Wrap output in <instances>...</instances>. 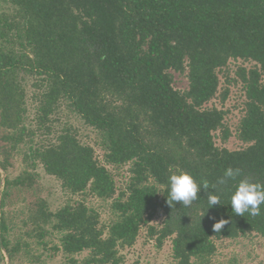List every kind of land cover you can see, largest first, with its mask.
Masks as SVG:
<instances>
[{
    "label": "trees",
    "instance_id": "obj_1",
    "mask_svg": "<svg viewBox=\"0 0 264 264\" xmlns=\"http://www.w3.org/2000/svg\"><path fill=\"white\" fill-rule=\"evenodd\" d=\"M4 2L11 5L0 14L4 140L13 149L31 146L27 160L40 163L72 195L88 192L111 201L107 227L84 203L52 213L42 201L29 219L39 239L50 227L61 235L67 256L88 252L82 264H122L119 250L132 247L145 226L158 248L172 240L177 264H211L216 241L251 233L264 238V204L258 216L237 215L231 206L240 180L264 184V0ZM231 60L255 63L238 67L228 81L240 82L246 98L238 138L248 146L235 151L216 144L217 133L223 143L231 137L226 111L207 108L219 92L218 73ZM176 74H186L187 90L174 87ZM26 77L36 81V127L54 138L47 143L35 144V132L25 123ZM227 97L225 92L223 101ZM63 104L101 135L107 165L132 164L130 183L117 198L94 149L82 145L70 127L54 130ZM228 168L240 175L219 184ZM0 169L7 171L1 163ZM177 170L201 187L189 206L168 202V177ZM27 184L32 186L26 176L14 182ZM209 192L219 197L212 208ZM159 213L162 224L152 226ZM221 220L226 224L214 231ZM5 232L0 225V248L10 257Z\"/></svg>",
    "mask_w": 264,
    "mask_h": 264
},
{
    "label": "rangeland",
    "instance_id": "obj_2",
    "mask_svg": "<svg viewBox=\"0 0 264 264\" xmlns=\"http://www.w3.org/2000/svg\"><path fill=\"white\" fill-rule=\"evenodd\" d=\"M11 5L0 0V14L9 11ZM253 68L255 63L242 60H231L228 69L218 73L220 79L219 92L207 108H217L226 111L225 124L230 129L231 137L226 142L220 141L217 133L216 144L218 147H225L235 151L245 149L248 145L239 140V127L245 115L246 98L245 90L240 82L228 83L234 78L238 67ZM229 77V79H226ZM36 83L34 78L26 77L24 87L26 89V115L25 123L35 132L33 141L35 144L47 143L54 139L44 135L45 131L38 130L37 113L38 102L35 100ZM189 83L186 74L174 76V87L185 91ZM228 92L225 101L222 95ZM62 107V106H61ZM54 130L61 131L64 128H71L78 141L85 146L92 147L95 158L106 166L110 172L116 187V196L125 192L131 179L132 164L121 167H113L105 163V152L101 147V135L93 128L86 125L84 121L63 104L59 115L54 118ZM53 130V131H54ZM5 132L0 129V163L7 171L0 169V202L4 201V207L0 206V225L6 227L3 234L8 243V250L11 256L4 254L3 264H73L71 259H76L77 264L88 256V252L81 253L75 257L67 256L61 248V235L47 227L48 233L42 240L37 237L39 231L30 222V218L38 209L39 203H45L49 212L55 213L68 203H84L94 209L100 216L101 225L107 227L111 222V201H102L92 194L72 195L63 188L60 180L46 173L40 163L33 164L27 160L29 153L28 145H21L15 149L4 140ZM29 143V140H26ZM21 176L28 177L32 186H15L14 182ZM8 183V184H7ZM164 220L162 213H159L153 220L152 226L160 227ZM148 228L142 227L139 236L132 247L120 249L123 257L122 264H177L173 258L172 240H166L161 248L157 247L154 239H149ZM107 233V232H106ZM1 235V233H0ZM217 251L211 264H264V238L256 233L247 234L237 239H223L215 242ZM56 247V249H54ZM1 263V264H2Z\"/></svg>",
    "mask_w": 264,
    "mask_h": 264
},
{
    "label": "clouds",
    "instance_id": "obj_3",
    "mask_svg": "<svg viewBox=\"0 0 264 264\" xmlns=\"http://www.w3.org/2000/svg\"><path fill=\"white\" fill-rule=\"evenodd\" d=\"M239 175V169L228 168L218 183L224 184L229 179H235ZM202 187L208 189L207 181L203 182ZM200 189L201 187L192 175L183 170H177L168 177V202H181L183 206H189L197 199ZM207 202L209 208H212L219 203V197L209 192ZM262 204H264V184L253 183L248 179L240 180L231 195V206L234 213L241 216L244 213L258 216L261 214L260 206ZM226 222L225 220L216 222L213 225L214 231H219Z\"/></svg>",
    "mask_w": 264,
    "mask_h": 264
},
{
    "label": "crops",
    "instance_id": "obj_4",
    "mask_svg": "<svg viewBox=\"0 0 264 264\" xmlns=\"http://www.w3.org/2000/svg\"><path fill=\"white\" fill-rule=\"evenodd\" d=\"M4 254H5V252H4V250H2L1 248H0V264L3 262L2 261V258L4 257ZM3 256V257H2ZM3 264V263H2Z\"/></svg>",
    "mask_w": 264,
    "mask_h": 264
},
{
    "label": "water",
    "instance_id": "obj_5",
    "mask_svg": "<svg viewBox=\"0 0 264 264\" xmlns=\"http://www.w3.org/2000/svg\"><path fill=\"white\" fill-rule=\"evenodd\" d=\"M0 206H1V202H0Z\"/></svg>",
    "mask_w": 264,
    "mask_h": 264
}]
</instances>
